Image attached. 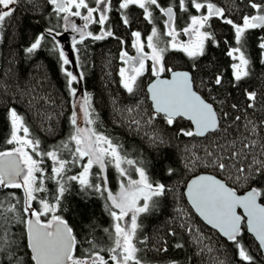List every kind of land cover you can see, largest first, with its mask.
Listing matches in <instances>:
<instances>
[{"label":"trees","instance_id":"trees-1","mask_svg":"<svg viewBox=\"0 0 264 264\" xmlns=\"http://www.w3.org/2000/svg\"><path fill=\"white\" fill-rule=\"evenodd\" d=\"M52 1L15 0L3 18L0 154L13 146V116L21 117L40 164L37 184L42 182V188H37L32 205L39 207L42 200L56 204L55 213L66 219L74 236L70 261L109 264L118 244L113 201L107 198L96 163L90 167L89 182L77 179L87 159L76 147L71 81L57 38L68 21ZM153 1L156 6L151 11L160 18L158 9L173 6L176 32L192 17L206 13L207 2L221 10L208 20L203 50L191 55L167 47L161 73L176 67L190 70L194 87L217 110L219 124L212 132L199 136L191 120L153 110L146 89L155 76L150 69L130 88L124 85L120 53L123 49L134 53L133 32L144 36L152 26L142 6L109 0L106 20L92 21L89 34L72 41L93 131L117 146L132 162V171L140 166L150 183L161 188L149 196L137 217L135 260L129 264H264L262 248L244 222L237 236L225 238L197 216L184 194L192 175L206 171L237 190L255 187L264 202V19L245 29L239 40L235 29L245 15L264 13V0ZM85 2L95 7L98 0ZM158 23L162 30L163 24ZM101 30L105 34L96 36ZM236 47L247 58L242 75L234 71L231 50ZM52 152L59 167L53 164ZM105 167L114 193L117 173L108 157ZM2 178L0 173V264H36L29 246L32 221L26 193L22 186Z\"/></svg>","mask_w":264,"mask_h":264},{"label":"rangeland","instance_id":"rangeland-1","mask_svg":"<svg viewBox=\"0 0 264 264\" xmlns=\"http://www.w3.org/2000/svg\"><path fill=\"white\" fill-rule=\"evenodd\" d=\"M57 0L52 2L55 4ZM121 5L126 3L135 2L144 8L147 12L152 26L145 33L144 36L139 32H133L135 35V52L132 54L127 53L124 49L120 53L122 58L121 66V79L126 87L133 86V83L138 76L142 75L146 69L155 74H161L165 71L163 64V51L167 47L181 48L186 53L191 55H198L205 45V40L208 39L209 31H206L209 25V18L212 15L220 14V9L217 13L212 11V3L207 2L204 6L206 13L198 14L191 18V23L176 32L175 26V14L172 20V25L168 26L166 22V13L164 9L166 7H172V5L164 6V8L158 9L163 15L160 18L159 14H155L152 7L156 6L153 0H118ZM15 4V0H0V35L2 22L4 16L11 11V6ZM109 0H98L95 7H88L85 0H65L64 7L60 10L63 11L64 16L67 17V28L64 34L58 36V45L61 50L62 60L65 70H68L69 80L71 81L70 92H72L73 106V125L74 136L76 140V147L80 150V154L86 155V163L83 166L82 172L77 176V179L81 183L89 182V175L91 171V165L97 164L98 174L102 176L105 182V189L107 198L113 201L114 212L113 219L115 222L116 232L118 233V244L112 251V260L109 264H129L130 261L135 260L133 236L134 230L138 225L137 217L142 210H145L146 205L149 202V196L152 194H158L160 187L153 186L145 171L136 166L135 170H131L130 164L132 163L125 156H123L116 145H112L106 138L98 135L93 131L90 122V109L87 102L86 93L82 89L80 81V70L78 69L77 59L75 57L74 49L72 48V41L77 38H83L89 34V24L96 19L100 22H104L107 18V10L109 6ZM184 4L181 1L180 6ZM156 8V7H155ZM201 8V4L197 5V9ZM174 9V8H173ZM262 17L264 19V13L255 11L251 15H245L244 21L236 26L237 40L241 38L245 29L251 28V26L258 25L255 21L256 17ZM163 24L161 30L157 23ZM159 24V23H158ZM164 33V36L161 34ZM104 30L97 33L96 36H103ZM168 37H167V36ZM264 40V39H263ZM168 41V45L165 44ZM264 45V41H263ZM234 60V71L237 75H242L246 69V55L239 47L231 50ZM127 56H130L129 58ZM76 82L73 85L72 82ZM12 125L14 132L12 135L13 146L6 152L18 153L19 159L23 163V173L18 177L15 182H8L14 185H20L26 193L28 209L31 214V221L37 225H46L51 230L53 223L57 220H64L55 213L56 204H50L46 200L40 201V205L34 206L31 201L37 198V188H42V182L37 184L41 174L39 173L40 164L39 160L35 159L32 151L35 150L33 141L28 137L29 129L23 123V120L19 116H13ZM4 154V153H1ZM0 154V155H1ZM54 152L51 153V159L54 166L59 165V160L55 158ZM109 158L116 168L117 181L115 185L116 192L112 193L109 188V184L106 178L105 161ZM59 167V166H58ZM135 174V175H134ZM105 177V178H104ZM3 179V178H2ZM3 182L4 179H3ZM228 183V182H227ZM234 189V188H233ZM237 190V189H235ZM244 190H237V192H243ZM263 202V201H262ZM264 203V202H263ZM29 228V227H28ZM116 242V243H117ZM74 250V249H73ZM69 253L68 264H96L88 260L73 259ZM97 264H103L97 263Z\"/></svg>","mask_w":264,"mask_h":264},{"label":"water","instance_id":"water-1","mask_svg":"<svg viewBox=\"0 0 264 264\" xmlns=\"http://www.w3.org/2000/svg\"><path fill=\"white\" fill-rule=\"evenodd\" d=\"M64 4L65 0H57L55 3L58 8L64 7ZM212 11L213 13H217L218 9H216V7L212 5ZM164 12L167 16V25H172V20L175 14L174 9L172 7H166V9H164ZM255 19L258 23H261L263 20V18L261 17H256ZM178 76L184 79L185 86L190 90L192 97L198 100V103L207 109L208 112L205 113V116L197 117V111L196 109H194V107L190 108L189 110H185L184 112H177L169 107L167 103L168 100L164 99V94L161 95V90L173 77L177 78ZM151 88L157 89L156 91H160V100L154 99L153 90ZM146 89L148 91L149 100L152 101L153 110L161 112L169 117L182 116L186 120H191L193 129L197 133V135H205L217 128L219 124L217 110L216 108H214L212 103H210L205 97H203L200 91H197L195 87H193V79L188 68L185 69L176 67V69H171L166 75H155L146 84ZM0 173L5 182H15L23 173V163L19 159V155L17 152H5L4 154L0 155ZM198 179H200L199 184H201L203 181H211L213 184H219L224 189L226 188L228 194L233 195L234 199H236V204H234V207L232 208V216L234 218V221H236L234 226L235 228L232 226V230H229L220 217H218L217 222L222 226L221 228L217 225H213L212 223H210V221H208L207 218H204L202 216L199 207H197L196 204L192 202L189 196L190 187L192 189V187H195V185H199L196 183ZM185 186L186 187L184 189V194L188 200L189 205L194 208L196 214L204 221V223L217 230L223 237L232 238L238 235L241 230L242 223L244 222L248 232H250L253 237L256 238L264 254V221L259 226L258 221L255 222L252 219V226H254V228L251 227L250 216H248L242 205H240L239 203L250 202L249 205H252L254 208H252L253 213L255 215L261 214L264 216V203L261 201L260 194L255 187H249L243 192H237V190L233 189V187L228 184L226 180L224 181L216 173H210L206 171L197 172L192 175ZM201 194L202 196H204L206 193L204 192ZM247 195H249L248 198L244 200L241 199L242 197H247ZM207 217H209L211 221H215V219L217 218L210 216V214H208ZM28 236L29 246L32 248V254L35 258L36 264H68V255L71 251H73L75 245L74 236L71 232L69 224H67V221H55L51 230H49L48 226L46 225H37L34 222H30L28 228ZM55 254H57V256L59 257V262L57 263L52 260L53 255Z\"/></svg>","mask_w":264,"mask_h":264},{"label":"bare ground","instance_id":"bare-ground-1","mask_svg":"<svg viewBox=\"0 0 264 264\" xmlns=\"http://www.w3.org/2000/svg\"><path fill=\"white\" fill-rule=\"evenodd\" d=\"M151 89L153 90L154 99L160 100V95H159L160 91H156L157 89H153V88ZM161 91H162L161 95L164 94V99L168 100L167 103L169 107L177 112L178 111L184 112L185 110H189L192 107L196 109L197 117H203L205 116V113L208 112L206 108H204L201 104L198 103V100L192 97L191 92L185 86L184 79L182 77L179 76L177 78L173 77L164 86V88ZM199 182L200 179L196 181L197 184H199ZM190 189H189V196L192 202H194L196 206L199 207V210L204 218H207L208 221H210V223H212L215 226L217 225L221 228L222 226L217 222L218 217H220L221 220L226 224V227L229 230H232V228L235 226L236 223V221H234V218L232 216V208L234 207V204H236V199H234L233 195L228 194L226 188L224 189L219 184H213L211 181H203L201 184L192 187L191 189L192 191ZM204 192L206 194L202 196L201 193ZM248 196L249 195H247V197H242L241 199L244 200L248 198ZM239 203L240 205H242L248 216H250L251 227L254 228V226H252V219L255 222L258 221L259 226L260 224L263 223L264 216L261 214L255 215L252 210L253 206L249 205L250 202H245V203L239 202ZM192 209L194 210V208ZM208 214H210V216L212 217L215 218L217 217L215 221L213 220L211 221V219L207 217ZM52 260H54V262L56 263L59 262V257L57 256V254L53 255Z\"/></svg>","mask_w":264,"mask_h":264}]
</instances>
